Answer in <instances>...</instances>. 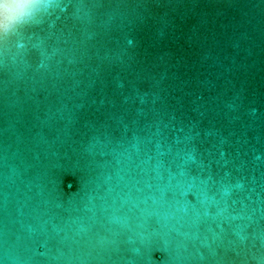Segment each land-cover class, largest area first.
I'll list each match as a JSON object with an SVG mask.
<instances>
[{
	"label": "water",
	"instance_id": "1",
	"mask_svg": "<svg viewBox=\"0 0 264 264\" xmlns=\"http://www.w3.org/2000/svg\"><path fill=\"white\" fill-rule=\"evenodd\" d=\"M104 4L0 50V264H264V0ZM213 169L221 197L162 208Z\"/></svg>",
	"mask_w": 264,
	"mask_h": 264
},
{
	"label": "snow or ice",
	"instance_id": "2",
	"mask_svg": "<svg viewBox=\"0 0 264 264\" xmlns=\"http://www.w3.org/2000/svg\"><path fill=\"white\" fill-rule=\"evenodd\" d=\"M88 4H91V6L95 7H103L105 6L104 0H49V5L51 7H57L64 9L65 11H69L70 9H73L77 6H87ZM40 25V21L38 19L33 20L28 23L22 24L16 32H14L11 35L0 34V50L3 49V46L7 43L10 37H13L17 35L19 32H21L24 28L32 26L34 29L38 28ZM30 36V35H29ZM29 36L27 38H29ZM28 55H33L34 53L32 50H26ZM199 146L198 145H192L189 147L188 152H198ZM165 166H168V163L165 162ZM85 168L86 172V179L84 181V185L79 193L76 194V197L72 203H76L79 201L81 195L85 192L86 188L88 187L90 180H91V170L89 168ZM183 175L185 177L189 178H197L201 175V172L198 167L196 166H184L182 169ZM224 181L222 179V174L219 173L217 170L213 169L208 177L207 182L203 186V188L199 191L197 190H186L183 186L179 185H173L169 188H167L165 191H163L161 195V202H162V208L167 210L168 208H180L183 210H188L191 208L193 204H201L205 199L207 198H219L224 194ZM56 198L60 202L61 206L64 204L60 198V196L56 193ZM126 215H129L125 213L124 211L118 209L116 213H114L113 220L114 222H119L122 218H124ZM160 220L157 216H152L148 221V228L149 230H156L159 228ZM201 228L204 226L201 224L199 225ZM148 244L151 245L153 248V255L154 256H160L162 255L160 250V241L153 239L148 242Z\"/></svg>",
	"mask_w": 264,
	"mask_h": 264
},
{
	"label": "clouds",
	"instance_id": "3",
	"mask_svg": "<svg viewBox=\"0 0 264 264\" xmlns=\"http://www.w3.org/2000/svg\"><path fill=\"white\" fill-rule=\"evenodd\" d=\"M49 0H0V34H13L24 23L49 11Z\"/></svg>",
	"mask_w": 264,
	"mask_h": 264
}]
</instances>
